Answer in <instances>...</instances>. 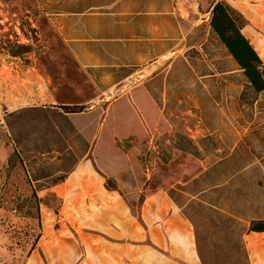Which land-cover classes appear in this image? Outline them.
<instances>
[{
	"label": "rangeland",
	"instance_id": "374dc122",
	"mask_svg": "<svg viewBox=\"0 0 264 264\" xmlns=\"http://www.w3.org/2000/svg\"><path fill=\"white\" fill-rule=\"evenodd\" d=\"M192 1L195 22L172 55L102 101L42 0H0V264H25L38 244L36 264L62 240L95 246L88 215L116 199L129 248H142L139 220L159 210L164 227L169 212L187 219L200 264L264 255V236L248 232L264 222V91L211 31L215 0Z\"/></svg>",
	"mask_w": 264,
	"mask_h": 264
},
{
	"label": "crops",
	"instance_id": "0c3cea01",
	"mask_svg": "<svg viewBox=\"0 0 264 264\" xmlns=\"http://www.w3.org/2000/svg\"><path fill=\"white\" fill-rule=\"evenodd\" d=\"M42 1L48 24L102 101L170 57L191 31L195 22L193 12L198 13L199 6L192 0ZM217 1L220 0H215L205 15H210ZM233 1L236 5L229 4L230 7L247 21L241 33L264 65V0ZM93 206L97 211L88 215L86 229L98 233L93 235L97 244L81 245L80 239L74 238L77 245L65 246L62 240V244L42 253L51 257L48 264H200L191 226L181 214L169 212L174 223L167 227L155 221L160 218L159 210L146 217L152 219L151 225L146 227L139 220L142 248H129L127 239L133 231L128 228L127 204L116 199ZM40 239L44 241L46 236ZM248 246L255 250L251 241ZM39 250L46 249L38 244L29 252L25 264H36ZM251 264H264V255Z\"/></svg>",
	"mask_w": 264,
	"mask_h": 264
},
{
	"label": "trees",
	"instance_id": "16d2710c",
	"mask_svg": "<svg viewBox=\"0 0 264 264\" xmlns=\"http://www.w3.org/2000/svg\"><path fill=\"white\" fill-rule=\"evenodd\" d=\"M228 1V0H227ZM246 21L223 1L215 2L210 10L209 27L238 68L248 85L255 93L264 91V65L241 33ZM65 108V107H64ZM67 113H74L71 109ZM250 233H264V222H251ZM36 236L34 242L38 240Z\"/></svg>",
	"mask_w": 264,
	"mask_h": 264
}]
</instances>
